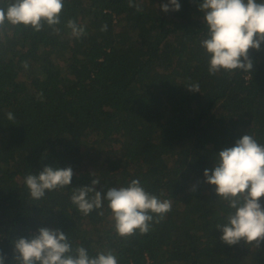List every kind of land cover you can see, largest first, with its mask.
Returning a JSON list of instances; mask_svg holds the SVG:
<instances>
[{
    "label": "trees",
    "instance_id": "trees-1",
    "mask_svg": "<svg viewBox=\"0 0 264 264\" xmlns=\"http://www.w3.org/2000/svg\"><path fill=\"white\" fill-rule=\"evenodd\" d=\"M132 3L63 0L56 26L0 27L4 264H18L14 242L40 228L59 229L90 256L111 250L118 264H264V241H221L216 226L233 210L203 175L246 134L264 146V42L249 49L251 72L213 75L201 46L203 0H178L179 11L167 13L160 5L168 0ZM68 20L84 34L73 36ZM192 84L199 92L187 89ZM46 166L70 167L71 183L34 200L25 177ZM93 179L101 194L139 179L171 200V210L159 222L154 216L146 234L118 236L107 201L87 215L71 201L73 189ZM259 203L264 208V197Z\"/></svg>",
    "mask_w": 264,
    "mask_h": 264
},
{
    "label": "clouds",
    "instance_id": "clouds-1",
    "mask_svg": "<svg viewBox=\"0 0 264 264\" xmlns=\"http://www.w3.org/2000/svg\"><path fill=\"white\" fill-rule=\"evenodd\" d=\"M129 0V7H133ZM63 0H13L6 8L0 7V27L6 23L13 26L31 27L39 32L44 25L60 24ZM178 0H168L160 5L162 12L179 11ZM140 9L137 8V11ZM203 21L208 28V38L201 43L210 54L209 72L216 74L233 70L251 72L253 64L248 57L249 49L259 50L264 42V2L257 0H203L199 5ZM67 28L72 35L80 37L83 28L68 20ZM107 25L101 31H106ZM199 92V85L187 88ZM13 120V114H7ZM218 162L211 175L204 170L205 182L215 186L217 197L228 202L231 211L227 222L216 228L222 233L221 241L229 246L241 240L259 248L264 241V208L259 200L264 197V146L246 134L230 148L218 153ZM73 171L70 167L59 169L44 167L38 175L25 177V185L34 200H40L45 192L53 191L71 183ZM99 180L93 179L91 186L73 189L72 203L87 215L101 209L107 201L114 219L118 236L127 237L137 230L141 234L150 231V226L163 219L171 210L172 201L160 199L147 192L139 179H133L127 187L109 188L101 194L94 191ZM254 242V243H253ZM15 259L18 264H118L111 250L100 251L90 256L83 246L73 249L68 237L59 229L40 228L32 239L21 238L14 242ZM0 264L4 258L0 256Z\"/></svg>",
    "mask_w": 264,
    "mask_h": 264
}]
</instances>
